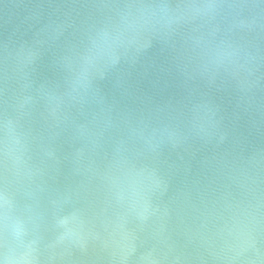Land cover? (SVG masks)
<instances>
[{
  "label": "water",
  "instance_id": "1",
  "mask_svg": "<svg viewBox=\"0 0 264 264\" xmlns=\"http://www.w3.org/2000/svg\"><path fill=\"white\" fill-rule=\"evenodd\" d=\"M0 264H264V0H0Z\"/></svg>",
  "mask_w": 264,
  "mask_h": 264
}]
</instances>
